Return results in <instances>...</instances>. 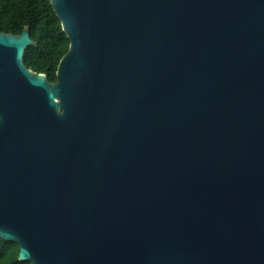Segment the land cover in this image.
Masks as SVG:
<instances>
[{"label": "water", "instance_id": "1", "mask_svg": "<svg viewBox=\"0 0 264 264\" xmlns=\"http://www.w3.org/2000/svg\"><path fill=\"white\" fill-rule=\"evenodd\" d=\"M55 82L0 31V238L31 264H264V0H50Z\"/></svg>", "mask_w": 264, "mask_h": 264}, {"label": "trees", "instance_id": "2", "mask_svg": "<svg viewBox=\"0 0 264 264\" xmlns=\"http://www.w3.org/2000/svg\"><path fill=\"white\" fill-rule=\"evenodd\" d=\"M28 26L35 46L25 50L24 62L37 72H45L55 82L61 57L70 41L50 0H0V31L20 34ZM19 246L0 238V264H31L18 259Z\"/></svg>", "mask_w": 264, "mask_h": 264}]
</instances>
